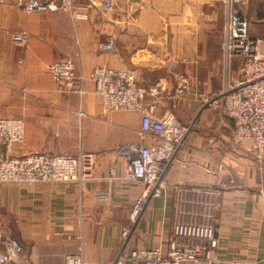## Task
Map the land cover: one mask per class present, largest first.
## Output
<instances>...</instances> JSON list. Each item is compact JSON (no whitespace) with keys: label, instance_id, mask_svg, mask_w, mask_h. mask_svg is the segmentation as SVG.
<instances>
[{"label":"crops","instance_id":"1","mask_svg":"<svg viewBox=\"0 0 264 264\" xmlns=\"http://www.w3.org/2000/svg\"><path fill=\"white\" fill-rule=\"evenodd\" d=\"M100 1L89 9L90 17L85 20H72L66 11L51 12L54 33L47 36L32 35L17 18L14 25L8 22L7 7L16 5V0L0 5V28L11 41L20 28L30 34L23 58L18 60L27 64L25 70L10 68L16 61L13 53H19L11 47L2 58L1 75L49 81L52 78L46 65L69 56L77 72L91 82L90 101L85 96L82 106L85 118L79 117L80 149L73 155L80 150L95 154L92 176L81 185L67 182L0 188L1 216L3 211L13 212L20 231L15 236L25 248L22 261L15 264H64L66 255L79 253V237L84 238L88 263L106 264L122 249V229L132 225L130 214L142 185L123 179L128 161L118 149L141 140L143 116L135 110L105 113L90 79L94 67L127 70L140 83L157 85L163 90L155 115L162 117L175 110L182 123L195 115L203 95L224 80L221 0H113L114 8L107 13L100 9ZM77 3L84 5L86 0ZM204 4L210 5L206 13L200 12ZM199 23L205 33L198 32ZM178 29L186 31L181 38ZM111 35H115L116 49L101 51L99 44ZM171 59L176 62L173 69L167 65ZM180 75L190 80L189 91L182 94L177 93ZM3 103L10 104L7 98L0 99ZM19 118L25 123V136L15 149L17 155L62 154L53 151L48 139L39 144L46 131L44 125L27 115ZM46 119L42 117L41 121L47 123ZM233 138L234 123L220 109L213 108L198 117L168 167L166 189L160 197L151 199L133 229L125 247L127 253L137 248H165L177 216L186 217L191 210H198L197 191L211 188L216 191L215 227L219 238L218 257L213 264H264V147L239 144Z\"/></svg>","mask_w":264,"mask_h":264},{"label":"built area","instance_id":"2","mask_svg":"<svg viewBox=\"0 0 264 264\" xmlns=\"http://www.w3.org/2000/svg\"><path fill=\"white\" fill-rule=\"evenodd\" d=\"M248 0H221L223 4L224 37L220 45L224 57L222 85L203 95L192 119L178 120L175 110L162 117L155 115L156 104L163 89L157 85L140 83L135 74L104 65L94 67L90 79L100 96L105 113L116 110H135L143 116L140 141L123 145L118 152L127 158L124 180L142 185V192L132 207L131 227L121 231L122 249L106 264H213L218 257L219 238L215 227V190L199 189L198 210L186 217L179 214L165 248H137L126 252L125 247L142 212L152 198L160 197L168 185L167 170L184 146L196 120L204 112L218 108L234 123L237 143H252L264 147V40L249 33V21L242 7ZM5 0H0V5ZM98 0H16V5L27 14L66 11L72 20L89 19V9ZM102 12L114 8L113 0H101ZM186 31L184 30V33ZM180 38L183 35H179ZM30 34L20 28L12 34V41L25 46ZM179 38V39H180ZM101 51L116 49L115 35L99 44ZM169 69L176 62L168 61ZM47 73L60 87L85 90L86 77L77 72L72 57H64L46 65ZM190 89L188 77L180 75L177 93ZM82 118L85 112L79 113ZM25 136L23 119L0 117V183L31 185L42 183L76 182L81 185L92 176L95 154L80 150L77 155L32 152L17 155L15 149ZM222 167V166H220ZM223 169V167H222ZM224 170V169H223ZM100 202H104L101 200ZM104 204V203H101ZM79 253L66 255L64 264H89L84 238H76ZM25 248L12 229L2 221L0 212V264L22 261Z\"/></svg>","mask_w":264,"mask_h":264},{"label":"rangeland","instance_id":"3","mask_svg":"<svg viewBox=\"0 0 264 264\" xmlns=\"http://www.w3.org/2000/svg\"><path fill=\"white\" fill-rule=\"evenodd\" d=\"M5 3H7L6 0ZM208 7H210V5H200V12L203 11V13H206ZM7 8L9 10L6 11V16L8 15L9 23H13L14 25L17 18L18 23L27 27L32 35L40 33L44 36H47L52 32L54 33V25L52 20L49 18L51 12L27 14L23 12L22 9H20L17 5H9ZM242 9L249 21L250 34L253 37L264 40V0H248L247 4L244 5ZM2 10H4V8H2ZM199 25L200 28L198 32L205 33L206 29L202 28V23H199ZM183 34V29L177 30L178 36ZM73 36H75L74 27ZM26 46L27 45L18 46L13 44L10 36L4 33V28H0V68L3 64L2 58H5L6 56V49L12 47L11 51L17 48L16 51L19 53H13L16 61L12 64V67L10 66V68L25 70L27 64L25 62L19 63L18 60L23 58L22 51ZM75 52L78 53V50H75ZM78 60L80 63V56ZM90 83L91 82L88 81L86 77L84 88L85 92L82 94L78 89L67 90L62 88L51 79L49 81H37L35 79H28L24 81L21 77H6L0 74V99L7 98L8 102L10 103L9 105H4V103L0 104V117H4V115L16 117L20 116L23 118L24 115L30 116L33 122L44 125L46 129V131H44L43 137L40 138L39 144H43V139H48L49 144L52 143V145H54L55 150L53 151H55V153L75 154L80 149L79 119L82 116L79 113L82 109H84L82 106H84L85 96L88 97L89 95L88 84ZM220 86L216 87L215 89L219 88ZM88 101H90V97H88ZM42 117H47L48 120H46L48 122L44 123L41 121ZM84 118L85 117H83V119ZM101 126L104 127L105 125ZM89 129L90 128H88L86 131L87 137L89 136ZM96 129H99V127ZM48 130L52 132H49ZM18 186L22 185L13 183H0V188L9 189ZM146 208L147 207L144 208L140 219L144 215ZM1 217L2 221L12 229L14 235L20 234V231H18L16 228V221L13 212L3 211Z\"/></svg>","mask_w":264,"mask_h":264},{"label":"trees","instance_id":"4","mask_svg":"<svg viewBox=\"0 0 264 264\" xmlns=\"http://www.w3.org/2000/svg\"><path fill=\"white\" fill-rule=\"evenodd\" d=\"M62 11V10H61ZM58 12H60V11H58Z\"/></svg>","mask_w":264,"mask_h":264}]
</instances>
